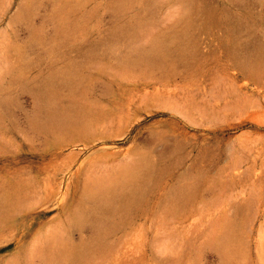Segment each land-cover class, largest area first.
<instances>
[{
	"label": "rangeland",
	"instance_id": "obj_1",
	"mask_svg": "<svg viewBox=\"0 0 264 264\" xmlns=\"http://www.w3.org/2000/svg\"><path fill=\"white\" fill-rule=\"evenodd\" d=\"M0 264H264V0H0Z\"/></svg>",
	"mask_w": 264,
	"mask_h": 264
},
{
	"label": "bare ground",
	"instance_id": "obj_2",
	"mask_svg": "<svg viewBox=\"0 0 264 264\" xmlns=\"http://www.w3.org/2000/svg\"><path fill=\"white\" fill-rule=\"evenodd\" d=\"M137 179H138V174L130 173L127 174V176L125 175V178L122 180L121 183L124 184L126 187H129L130 185L137 182Z\"/></svg>",
	"mask_w": 264,
	"mask_h": 264
}]
</instances>
